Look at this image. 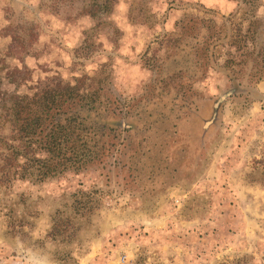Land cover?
Wrapping results in <instances>:
<instances>
[{"label": "rangeland", "instance_id": "1", "mask_svg": "<svg viewBox=\"0 0 264 264\" xmlns=\"http://www.w3.org/2000/svg\"><path fill=\"white\" fill-rule=\"evenodd\" d=\"M93 1L0 0V90L80 86L101 152L78 173L0 185V264L90 249L89 264H122L123 236L131 264H264V0H113L91 16ZM172 188L185 203L163 230H102Z\"/></svg>", "mask_w": 264, "mask_h": 264}, {"label": "trees", "instance_id": "2", "mask_svg": "<svg viewBox=\"0 0 264 264\" xmlns=\"http://www.w3.org/2000/svg\"><path fill=\"white\" fill-rule=\"evenodd\" d=\"M112 1L94 0L82 11L95 16L108 11ZM261 24L258 18L249 22L252 41H257ZM86 97L77 85L48 86L32 95L0 90V185L13 179L40 182L67 171L78 173L100 160L97 143L86 137L96 130L85 124L94 111Z\"/></svg>", "mask_w": 264, "mask_h": 264}, {"label": "crops", "instance_id": "3", "mask_svg": "<svg viewBox=\"0 0 264 264\" xmlns=\"http://www.w3.org/2000/svg\"><path fill=\"white\" fill-rule=\"evenodd\" d=\"M187 192H183L177 188L170 189L164 198L157 202L152 208L148 210H135L128 208L127 210L122 211L120 214H111L108 219L103 220L102 230H111L112 226H123L120 230H127V228L134 223L135 221L141 222L144 224L145 228L153 231L163 230L166 226L169 225V222L174 218L173 215H179L178 211L183 207L185 203V195ZM174 197L175 206L171 208V205H168L171 199ZM168 201V204L166 203ZM176 213V214H175ZM181 216V215H180ZM182 217V216H181ZM179 217L178 223L181 224L184 228L194 227L197 223L196 217ZM185 224V226H184ZM101 242V239H96L93 243L98 244ZM105 243V242H104ZM119 247L125 253V262L122 264H131L134 261L136 254V243L135 239H129L126 236L120 237ZM99 253L93 250H89L83 257H81L77 264H89L94 256ZM121 253V252H120ZM130 261V262H129ZM114 260H108L107 264H114ZM15 264H23L17 262Z\"/></svg>", "mask_w": 264, "mask_h": 264}, {"label": "built area", "instance_id": "4", "mask_svg": "<svg viewBox=\"0 0 264 264\" xmlns=\"http://www.w3.org/2000/svg\"><path fill=\"white\" fill-rule=\"evenodd\" d=\"M121 261H122V262H125V258H124V256L121 257Z\"/></svg>", "mask_w": 264, "mask_h": 264}]
</instances>
